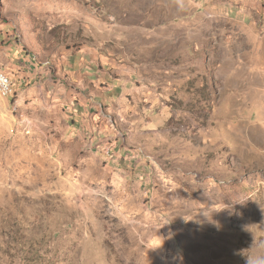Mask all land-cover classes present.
Wrapping results in <instances>:
<instances>
[{"label":"rangeland","instance_id":"374dc122","mask_svg":"<svg viewBox=\"0 0 264 264\" xmlns=\"http://www.w3.org/2000/svg\"><path fill=\"white\" fill-rule=\"evenodd\" d=\"M0 264L264 259V0H0Z\"/></svg>","mask_w":264,"mask_h":264},{"label":"bare ground","instance_id":"6f19581e","mask_svg":"<svg viewBox=\"0 0 264 264\" xmlns=\"http://www.w3.org/2000/svg\"><path fill=\"white\" fill-rule=\"evenodd\" d=\"M0 81H11L10 78L4 74L3 72H0ZM10 91H11V86H10ZM0 93L4 96L9 95L10 92H6V87L2 82H0Z\"/></svg>","mask_w":264,"mask_h":264},{"label":"built area","instance_id":"2783aa9c","mask_svg":"<svg viewBox=\"0 0 264 264\" xmlns=\"http://www.w3.org/2000/svg\"><path fill=\"white\" fill-rule=\"evenodd\" d=\"M6 87V92H10L11 81H0Z\"/></svg>","mask_w":264,"mask_h":264},{"label":"clouds","instance_id":"9594fccd","mask_svg":"<svg viewBox=\"0 0 264 264\" xmlns=\"http://www.w3.org/2000/svg\"><path fill=\"white\" fill-rule=\"evenodd\" d=\"M248 264H264V259L261 260H248Z\"/></svg>","mask_w":264,"mask_h":264}]
</instances>
